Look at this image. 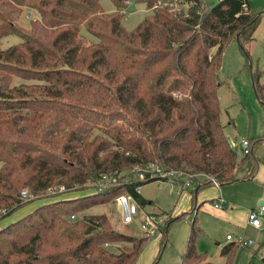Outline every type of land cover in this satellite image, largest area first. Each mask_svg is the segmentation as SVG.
<instances>
[{
  "label": "trees",
  "instance_id": "16d2710c",
  "mask_svg": "<svg viewBox=\"0 0 264 264\" xmlns=\"http://www.w3.org/2000/svg\"><path fill=\"white\" fill-rule=\"evenodd\" d=\"M111 1L115 12L106 14L100 0H0V41L20 40L0 49V220L52 199L0 229V264H134L148 239L115 231L104 214L84 213L125 194L147 207L136 188L154 180L133 175L151 163L199 179L193 199L213 185L207 177L219 188L254 179L253 150L264 138L247 140L237 161L220 123L217 73L231 40L247 61L261 14L247 0H180L192 4L188 18L154 8L126 31L127 3L151 9L160 0ZM22 8L38 14L27 30L14 23ZM260 75L252 74V84L264 106ZM13 78L33 83L10 87ZM104 176L111 182L101 192L49 193L60 186L84 192ZM22 190L33 200L24 203ZM180 218L161 230L160 247ZM197 231L193 221L181 264H210L195 252ZM131 239L136 244L118 253L106 248Z\"/></svg>",
  "mask_w": 264,
  "mask_h": 264
},
{
  "label": "rangeland",
  "instance_id": "374dc122",
  "mask_svg": "<svg viewBox=\"0 0 264 264\" xmlns=\"http://www.w3.org/2000/svg\"><path fill=\"white\" fill-rule=\"evenodd\" d=\"M204 4H215L221 0H200ZM250 9L260 15V22L256 28L253 40L246 45L248 59L238 47L236 40H231L222 54L221 67L217 73V82L221 84L217 98L220 107V123L226 138L235 147L237 161L243 156L242 140H256L264 138V106L258 101L252 84V74L261 73L259 85H264V0H247ZM104 13L115 12V6L111 0H100ZM153 8L146 9L142 3H127L122 9V24L126 31H131L148 15H152ZM188 7L181 6L179 11L187 15ZM179 15L180 12H172ZM189 16V15H188ZM186 18V17H185ZM38 19V14L33 10L22 8L16 16L15 25L27 30L30 22ZM84 34L83 30L81 32ZM20 40L15 36L4 37L0 41V49L5 50L18 44ZM33 82H25L13 78L10 87L21 88ZM253 157L257 160L254 179L225 185L220 188L211 185L198 191L193 199V192L197 187L194 180L189 188L184 190L178 182H186L185 177L169 179L166 182H150L141 187V197L150 204L144 208V212L167 217L168 222L176 217L181 218L167 229L164 243L160 247V233L149 238L138 259L134 264H181V257L185 252L187 243L191 237V224L196 221L198 229L195 234L194 245L198 256H204L210 264H264V215L260 220V228L254 229L248 226L249 211H258L261 202L264 203V140L255 146ZM251 165V162L249 164ZM244 172H239L236 177L241 178ZM85 193L89 190H83ZM72 194V193H68ZM66 195V194H65ZM218 199L224 202V209H213L212 201ZM55 201V199H53ZM52 202V199L38 200L14 211L5 219L0 220V225L5 222H13L25 216L30 209ZM33 211V210H32ZM84 214L105 215L112 229L127 236L139 238L138 225L119 226L116 210L112 202L98 205ZM81 218V215L76 216ZM71 220V219H70ZM163 234V232H162ZM229 236L235 240L227 241ZM242 236L250 246H238V237ZM136 244L134 239L128 243L121 242L115 246L106 247L108 250L118 253V248H130ZM234 244L236 248L230 256H221V249Z\"/></svg>",
  "mask_w": 264,
  "mask_h": 264
},
{
  "label": "built area",
  "instance_id": "2783aa9c",
  "mask_svg": "<svg viewBox=\"0 0 264 264\" xmlns=\"http://www.w3.org/2000/svg\"><path fill=\"white\" fill-rule=\"evenodd\" d=\"M181 6L190 7L191 3L183 4L180 0H160L156 3L155 7L159 8H167L170 12H180L179 9ZM188 18V15H185ZM241 147L243 154L246 155L248 153V141L242 140ZM185 177L186 182H178V185L184 190L185 188H189L191 183L194 182L193 175H184L182 173H177L173 170H167L161 167L160 165L151 163L141 170H137L133 175V179L137 181L144 180L146 178L159 182L160 184L168 181L169 179H177V178ZM207 179L216 187L215 180L212 177H207ZM111 181L107 176L102 177L101 180L89 183L87 185L86 192L96 193L105 190L108 187V184ZM219 188V187H218ZM141 187L138 186L136 188V192L140 194ZM52 196L55 194L65 195L68 193H74L73 191L66 190L63 186L56 187L49 192ZM20 198L24 203L30 202L33 200L32 196L28 193L27 190H22L20 192ZM223 201L217 200L214 203L215 209H221L223 206ZM112 204L116 210V216L119 223V226H130L132 224L138 225V236L146 239L152 238L157 233H160L161 230L165 227L168 222L167 217L158 218L156 215L148 214L144 212V208H141L135 199L128 194L121 195L116 197ZM264 215V205H261L258 211H249L248 214V226H251L254 229L260 228V220ZM76 216H70L71 220H74ZM227 241H233V239L229 236L226 237ZM238 246L247 247L251 245V242H246L242 236L238 237ZM233 242H236L235 240Z\"/></svg>",
  "mask_w": 264,
  "mask_h": 264
},
{
  "label": "crops",
  "instance_id": "0c3cea01",
  "mask_svg": "<svg viewBox=\"0 0 264 264\" xmlns=\"http://www.w3.org/2000/svg\"><path fill=\"white\" fill-rule=\"evenodd\" d=\"M90 193H91V192H85V193H80V194L72 193V194L62 195V196H60V197H62L63 199H70V198H76V197H79V196H85V195H88V194H90ZM217 200H218V199H214V200L212 201V203H213V209L216 210V211H221V210L224 209V203H223V206H222L221 209H215V208H214V203H215ZM261 203H262V202H261ZM263 204H264V203H263ZM32 210H34V209H30L27 213H25V215L28 214V213H30ZM157 217H158V216H157ZM9 223H11V221H9V222H5L3 225H0V229L4 228V227L7 226ZM198 229H199V228H198Z\"/></svg>",
  "mask_w": 264,
  "mask_h": 264
},
{
  "label": "water",
  "instance_id": "95a60500",
  "mask_svg": "<svg viewBox=\"0 0 264 264\" xmlns=\"http://www.w3.org/2000/svg\"><path fill=\"white\" fill-rule=\"evenodd\" d=\"M216 4H217V3L213 4V6H215ZM228 143H229V145H230L232 151H235V149H234V147H233V144H232L230 141H228ZM260 204H261V205H264L263 203H260Z\"/></svg>",
  "mask_w": 264,
  "mask_h": 264
}]
</instances>
